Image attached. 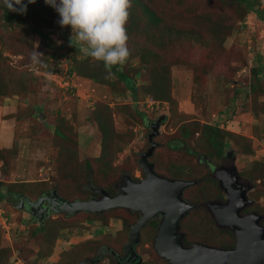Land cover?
Here are the masks:
<instances>
[{"label": "rangeland", "instance_id": "rangeland-1", "mask_svg": "<svg viewBox=\"0 0 264 264\" xmlns=\"http://www.w3.org/2000/svg\"><path fill=\"white\" fill-rule=\"evenodd\" d=\"M261 2L264 8V0ZM71 36V30L67 34L63 31L52 33L51 39L54 45L50 49L40 44L35 38L34 45L28 50L26 56L14 55L10 50L6 52L10 57L9 63L12 65L10 69L12 79L17 83H20L21 79L27 75L32 76V79L29 92L23 97L15 95L0 99V147L11 150L8 167L3 169L0 162V180L9 183L33 181L35 183L30 186L29 194L33 195L39 192V181L48 178H54L53 181L58 179L56 162L58 145L53 137L58 120L62 125L67 124L70 127L69 135L77 141L75 149L79 159L97 156L101 151L106 156L110 155L107 157L111 162L110 169L104 164L99 165L100 169L97 172L102 177L100 180L98 176L99 183L107 187H110L109 184L119 183L122 176H118L114 171L117 168L133 178L141 179L143 173L138 164L139 153L150 146L148 137L150 128L142 123L139 116H136L135 109L144 113L148 121H153L163 114L166 115L164 122L157 127L159 134L153 137V141L158 145L149 157L150 161L158 160L161 163L160 174L167 173L168 168L175 166H182L186 175L198 177L191 180L200 181L201 176L206 177L209 174L207 167L198 163L196 156L184 154L185 152L183 153L181 149L173 150L166 146L167 141L182 138L181 126L189 123L192 127L191 121L217 124L223 129L247 137L244 140V147L227 138L231 141V149L236 155V166L243 179L250 181L247 177L253 170L256 173L264 171V16L259 17L250 13L243 20L238 19L222 47L217 48V51L214 50L212 55L208 54L206 46H199L196 41L185 40L180 43L175 42L174 47L170 46L167 60L174 62L171 65L170 100L156 101L158 105H152L148 98H145L147 103H144V97L148 95H142L141 85L149 81L146 69L134 83V86L138 87V102L132 98V93L135 91L132 88L125 89L124 85L118 83L115 89H112L108 84L98 83L71 72L72 58L84 57L79 46L74 48L68 43ZM128 47L132 53L129 62L138 66V45L132 42L128 43ZM44 50L51 55L50 62L56 64L61 75L43 73L32 66L30 60L33 53ZM177 59L178 62H176ZM197 63L203 68L196 73L192 65ZM252 65L256 70L261 69L257 73L260 83L254 92L251 91V84L256 77L249 68ZM204 70L206 73H203ZM131 75L132 72H130ZM235 89L237 95L233 98ZM113 91L117 94L114 95ZM122 91L124 96L119 94ZM100 104L106 105L112 115L114 136L107 140V149L102 147L103 132L95 119V110ZM10 114L12 116L7 118ZM195 139L196 134L194 137L184 138L186 145L183 148L194 147ZM248 143L253 149L252 155L245 156L237 152L245 148ZM104 171L108 173L104 174ZM2 173H6L5 177ZM9 185L11 184L3 185V189ZM201 187L203 186L199 187L195 184L187 188L183 196L189 199L192 191ZM83 188L87 187L83 186ZM200 192H204L201 196H206L201 201L211 198L215 196V185L208 186L206 190L201 189ZM80 195H86L83 199H87L88 192ZM248 197L254 202L251 208L264 214V177L256 180L255 186L248 192ZM113 214L128 217L122 210H116ZM56 215L52 217H57ZM85 215L82 212L76 215L86 225V228L79 231L78 235L81 239L78 240L77 237L71 239V236L76 234L69 237L65 231H62L57 239L61 247L57 249L61 251L62 245L67 247L69 238L72 240L70 243L73 244L93 238L98 242L102 241L101 243L105 246L109 245L120 251L122 244L127 240V230L116 224L120 220L110 218L109 224L99 226L98 223L93 224L85 220ZM208 216L202 210H193L183 220L182 230L187 232L188 242L209 238L199 231L203 224L208 228L211 227L212 223ZM33 223L35 224V221L27 210L19 209L17 205L13 206L8 201L0 203V246H7L11 252L10 264L14 263L16 255L19 254L28 257V263L33 258L30 251L33 246L31 243L26 246L23 241L28 234L20 235L28 225L33 227ZM115 229H122L117 233L118 238L110 234ZM206 229L203 226L202 230ZM215 234L221 240L224 237L226 239L230 237L227 234L222 235V232H215ZM141 238L136 250L144 264H158L150 228L142 232ZM202 242L226 247L225 244L214 241ZM17 248H19L18 252ZM55 255L53 253L44 259L43 263L50 264V260L57 259ZM102 255L105 256V254ZM103 260L108 264L107 257ZM16 263L27 264L22 260H17ZM86 264L89 262L87 261Z\"/></svg>", "mask_w": 264, "mask_h": 264}, {"label": "trees", "instance_id": "trees-1", "mask_svg": "<svg viewBox=\"0 0 264 264\" xmlns=\"http://www.w3.org/2000/svg\"><path fill=\"white\" fill-rule=\"evenodd\" d=\"M23 2L27 4V11L25 14H18L8 11L7 8L3 6L2 0H0L1 100L15 95L22 97L24 94L26 95L31 87L30 83L32 79L30 75L24 76L20 83L12 79L10 74L12 65L9 63L10 57L6 52L10 50L14 55L26 56L28 50L33 47L35 38L38 39L40 44L50 49L54 45L51 39L52 33L63 31L67 34V32L71 30L70 26L63 28L60 26L58 23L60 20L59 13L52 6L47 5L45 0H36L34 4H28L27 0H23ZM57 3H59V0H57ZM182 3L185 4L183 5ZM129 11L130 17L126 25L128 43L133 42L138 45L137 54L139 55V65H132L128 60L125 65L114 67L111 70V74H109L102 62L92 61L90 57L84 56L81 58H72L70 71L77 75L85 76L95 82L108 84L112 89H115L118 83L124 85L125 89L132 88L135 90L132 93V98L137 101L138 87L134 86V83L138 81L142 72L146 69L149 75V81L141 85V91L142 95H148L144 97V103L150 100L149 102L152 105H158L156 101L170 100L171 65L174 62L167 60L169 59L167 54L169 47H174L175 42L180 43L185 40L196 41L199 46H206L209 52L208 54L212 55L214 50L217 51V48L222 47V44L233 30V25L238 19L243 20L245 16L250 13H254L259 17L264 16V8L262 7L261 0H131V8ZM68 43L71 44L70 39H68ZM72 43L73 45L71 44V46L74 48L78 46L75 44V41ZM45 50L40 52L41 55L39 56L38 63H34L33 58H31L30 63L34 68L43 71V73L49 72L50 74L61 75L59 74V69L56 64L50 62L51 55ZM176 62H178V59ZM192 66L193 71L196 73L203 68L199 63ZM249 68H251L254 77H256L251 84V91L254 92L257 88L256 86L260 83L259 78H257V73L258 70L261 71V69L259 68L256 70L253 65ZM130 72H132V77L130 76ZM203 73H206V70H204ZM195 78L198 79L199 77L195 76ZM233 92L234 96L232 97L236 98L237 90L235 89ZM113 93L114 95L117 94L116 91H113ZM119 94L122 96L125 95L124 91ZM145 98L148 99L146 100ZM232 101H234V99ZM97 107L98 109L95 110V119L103 132L104 139L102 141V147L107 149V140L110 139L112 135L114 136L111 110L106 105L103 106L102 104H100V106L97 105ZM135 114L141 118L140 120L145 126L150 128L148 137L153 131L152 125L158 122L160 126L166 118V115L163 114L153 121H148L146 115L139 112L137 109H135ZM11 116L10 114L7 118ZM56 124L53 137L55 140L54 142L58 145V156L56 158L58 179L53 181L54 178H48L47 180L39 181V192L36 194L34 193L35 195H29L31 193L30 186L35 183L33 181L9 183L0 180V203L8 201L11 205L18 206L19 201L23 202L22 206H18L19 209L27 210L35 221V224L33 223L32 225L33 227H28V225L20 234L21 236L28 234L23 241L26 246L28 243H31L33 246V248L31 247L32 249H30L33 258H31V261L28 263V257L19 254V257L16 255L15 261L22 260L27 262V264H44L43 260L54 253L55 244L62 231H65L67 236H71L74 234L78 235L79 231L86 228V225L76 217L78 213H85V220H89L93 224L98 223L99 226H106L109 224L110 218L119 219L122 221L123 229L125 230H128L130 225L139 218V213L127 211L123 208L110 209L102 213L81 211L76 214H67L60 211V213H57V217H52V215L45 213L49 206L47 200H44V203L39 207H34L30 204V202L37 201L40 196L44 195L46 192L50 193L52 190H55L57 195L61 197L64 196L63 198L67 200L83 199L86 195L82 196L80 194L90 192V189L93 190V188L97 187H103L112 194L115 191L114 186L117 183L109 184L110 187H107L97 181L98 176L100 180L102 179L99 172H97L100 169L99 165L104 164L109 167V169L111 168V162L107 158L110 155L106 156L105 153L101 151L97 156L79 159L75 149L77 141L72 139L69 135L68 130H70V127H68L67 124L62 125L60 120H58ZM190 124L193 126L191 127L189 123L181 126L180 132L182 138H175L169 142L167 141L166 146L173 150L181 149L183 153L185 152L184 154L194 155L197 157V160L201 161L202 159L200 156L206 157V159L209 157L217 158L221 156L224 148H231L230 140H234L236 142L235 144L241 147L245 146L244 140L247 137L223 129L217 124L200 123L198 121H191ZM195 134L196 139L194 147L191 146L192 148L186 147L184 149L183 147L186 145L183 141L184 138L194 137ZM237 152L249 156L253 154V149L248 143L245 148ZM10 157L11 150H8L7 147H0V162L3 169L8 167ZM151 159L154 160L153 158ZM198 163L200 162L198 161ZM154 167L160 174L159 167H161V163L158 162V160H154ZM114 171H116L118 176H122L124 173L123 170H118V168L116 170L114 169ZM103 173L107 174L108 172L104 171ZM161 174L171 178H198L186 175L182 166L168 168L167 173L163 172ZM5 175L6 173H2V176L5 177ZM263 177L264 171L256 173L255 170H253L247 178L250 180L249 182L252 183L253 188L256 180ZM199 180L197 186L200 187L201 185L203 187L196 191H192L191 198L187 199L193 203L206 198V196H201L204 192L199 193L201 189L206 190L210 185H217L215 179L209 174L206 175V177L201 176ZM5 184L11 185L3 189V185ZM83 186L87 188L84 189ZM116 210L125 211L128 217H120L117 214H113ZM198 210L207 213L203 207H198L194 211ZM50 211H53L51 207ZM208 218L211 220L209 216ZM203 226L209 230L205 224H203ZM202 228H199V231L207 236L208 230H202ZM230 237L231 240L225 244L226 247L222 248L234 247L235 236L230 233ZM201 240L205 241L203 239H200V241ZM101 242L93 238L86 239L78 244L67 242L69 245L67 247L62 245L61 251L55 255L57 259L50 260V264H86L88 260H92L91 263L93 264H102L103 259L107 256H103L101 252L106 246L115 251L118 249L109 245L105 246ZM34 246L36 248H34ZM17 250L19 251V248H17L16 251ZM10 256L11 252H9L8 247L0 246V264H10ZM108 264L117 263L110 259ZM140 264H144V261Z\"/></svg>", "mask_w": 264, "mask_h": 264}, {"label": "water", "instance_id": "water-1", "mask_svg": "<svg viewBox=\"0 0 264 264\" xmlns=\"http://www.w3.org/2000/svg\"><path fill=\"white\" fill-rule=\"evenodd\" d=\"M158 126V122L152 125L153 131L149 135L150 146L139 153L138 164L144 173L142 179L136 180L125 173L117 184L115 194H111L103 187H97L94 191L99 194L98 197L67 200L52 190L30 204L39 207L47 200L54 211L67 214L81 211L102 213L117 208L139 213V218L130 227L128 241L124 245V256H128V260L131 259L132 262L138 257L134 247L141 242V229L150 220L159 217L153 248L160 258L167 261L166 264H264L262 223L264 215L255 211L241 214L244 207L253 203V199L246 193L252 187L249 181L243 184L238 195L232 181H223L216 176L219 185L227 194V201L215 211L210 207L213 204L211 201L205 202L217 226L228 227L235 236L234 247L222 248L201 242H193L188 247L183 246L184 233L179 232L180 220L196 206L186 201L183 194L185 189L197 184L198 181L171 178L155 170L154 162L150 161L149 157L157 146L152 137L159 133ZM237 178L236 173L235 179ZM140 262L139 257L137 263Z\"/></svg>", "mask_w": 264, "mask_h": 264}, {"label": "clouds", "instance_id": "clouds-1", "mask_svg": "<svg viewBox=\"0 0 264 264\" xmlns=\"http://www.w3.org/2000/svg\"><path fill=\"white\" fill-rule=\"evenodd\" d=\"M28 4L36 0H27ZM60 16V26L71 27L73 41L85 57L102 62L106 71L125 65L132 53L128 47L126 25L130 17L131 0H45ZM8 11L25 14L23 0H2ZM18 6V7H17ZM38 52L33 62H39Z\"/></svg>", "mask_w": 264, "mask_h": 264}, {"label": "flooded vegetation", "instance_id": "flooded-vegetation-1", "mask_svg": "<svg viewBox=\"0 0 264 264\" xmlns=\"http://www.w3.org/2000/svg\"><path fill=\"white\" fill-rule=\"evenodd\" d=\"M200 158L202 159L201 160H198L200 163H202L205 167H207L208 169V173L209 175L215 179L216 181V184L215 185V196L211 197V198H208V199H205V200H202V201H199V202H196V203H193L191 201H188L184 196L185 200L188 201L189 203H193V204H196V206L189 210L188 214H186L181 220H180V229H179V232L181 233H184V237H183V240H182V243H183V246L184 247H188L190 246L193 242H201V243H204V244H208L207 242H202V241H190L188 242L186 240V236H187V232L183 231L182 230V226H183V220L190 214L191 211L197 209L198 207H203L206 212L209 214V217H210V221L212 223L211 227L209 226V231L207 232V236H209L208 239H204L205 241H208V242H219V243H223V244H227L231 238L229 237L228 239H226L225 237L223 238V240H221V238L218 237L217 234H215V232H222L224 234H227L230 236V233L231 230L228 228V227H223V228H220L217 226L216 224V220L215 218L212 217L211 215V212L209 211V208L207 206H205V202H209L211 201L213 204L212 206L210 207H213L214 211L216 208H218L219 206H222L225 205V202L227 201V194L226 192L221 188V186L219 185V181H218V177H220L223 181H232L233 183V188L235 189V191L237 192V194L239 195V191L242 190V186L244 183H246L247 181L245 179H243L241 177V174L239 173V169L238 167L236 166V155L235 153L233 152V150L230 148V147H226L222 150V153H221V156L217 157V158H212V157H209L206 159V157H202L200 156ZM235 167V168H234ZM236 171V172H235ZM237 173L238 175V178L235 179V174ZM143 177H144V173H143ZM142 177V178H143ZM141 178V179H142ZM135 179V178H134ZM136 180H140V179H136ZM120 183V182H119ZM118 184V183H117ZM117 184H115L114 186V193L115 194L117 192ZM95 188H93V190L90 189V192H88V198H91V197H98L99 194L97 192L94 191ZM252 189V187L246 192L247 193V196H248V192ZM186 190V189H185ZM112 194V193H111ZM12 203V202H11ZM13 204V203H12ZM254 204L251 203L250 205L244 207L241 211V214H247L251 211H255L257 212L258 214H262V213H259L257 210L251 208L252 205ZM23 205V202L19 201L18 202V206H22ZM48 206V205H47ZM40 209V208H39ZM38 209V210H39ZM212 210V211H213ZM45 213H48V215H54V214H57V213H60V211H50V206H48L47 208V212ZM47 215V214H46ZM264 215V214H262ZM137 221V220H136ZM135 221V222H136ZM134 222V223H135ZM159 222H160V218L159 217H156V218H153L152 220H150L142 229H141V235H142V232L144 230H148V228H150V232H151V241H152V245H153V240H154V237L157 233V229H158V226H159ZM262 223L264 224V218L262 220ZM116 224L119 226L121 225L122 229H123V223L122 221H117ZM133 225V224H131ZM130 225V227H131ZM209 225H210V222H209ZM130 227L129 229L126 231V236H127V240L122 244V247H121V250L120 251H115L114 249L106 246L103 250V252H101V254H105L108 258V263L110 261V259H112L115 263L117 264H140L143 259L141 257V255L138 253V251L136 250V246L138 245H135L134 247V250L135 252L138 254V257L137 259L135 260V262H132V260H128V256H124V245L125 243L128 241V237H129V230H130ZM120 229V230H122ZM119 229H115L113 230V232H110V234L113 236V237H117V233L118 231H120ZM233 234V233H232ZM118 238V237H117ZM142 240V238H141ZM236 240V238H235ZM235 243V241H234ZM208 245H212V244H208ZM158 256V255H157ZM141 258V262L140 263H137L138 262V258ZM158 264H166L167 261L165 259H162L158 256ZM92 260H88V262L90 264H93L91 263ZM102 264H106V261H102Z\"/></svg>", "mask_w": 264, "mask_h": 264}, {"label": "crops", "instance_id": "crops-1", "mask_svg": "<svg viewBox=\"0 0 264 264\" xmlns=\"http://www.w3.org/2000/svg\"><path fill=\"white\" fill-rule=\"evenodd\" d=\"M70 237V236H69ZM77 237V239L79 240V239H81L80 237V235H76V236H71V239H73V238H76ZM88 237V236H87ZM86 238V237H85ZM67 242H72V240H70V238L69 239H67ZM59 246L61 247V245L58 243V241H57V243L55 244V248H54V254H57V253H59L60 252V250H58L57 248H59Z\"/></svg>", "mask_w": 264, "mask_h": 264}, {"label": "built area", "instance_id": "built-area-1", "mask_svg": "<svg viewBox=\"0 0 264 264\" xmlns=\"http://www.w3.org/2000/svg\"><path fill=\"white\" fill-rule=\"evenodd\" d=\"M52 75H56V74H52ZM56 76H57V75H56ZM48 77H49V76H48ZM49 78H50V77H49ZM63 79H64V78H63ZM55 81H56V80H55ZM16 262H17V261H15L14 263H15V264H22V263H16ZM14 263H13V264H14Z\"/></svg>", "mask_w": 264, "mask_h": 264}]
</instances>
